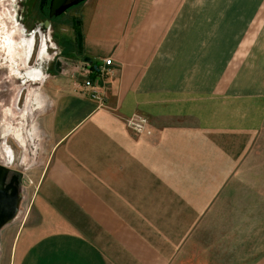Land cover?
<instances>
[{
    "label": "crops",
    "instance_id": "0c3cea01",
    "mask_svg": "<svg viewBox=\"0 0 264 264\" xmlns=\"http://www.w3.org/2000/svg\"><path fill=\"white\" fill-rule=\"evenodd\" d=\"M185 3L85 0L81 50L56 39L67 81L41 116L51 153L0 264H264L235 240L251 248L264 219V0L176 17ZM92 73L101 101L82 86ZM135 115L149 132L128 127ZM34 130L7 132L25 148Z\"/></svg>",
    "mask_w": 264,
    "mask_h": 264
},
{
    "label": "rangeland",
    "instance_id": "374dc122",
    "mask_svg": "<svg viewBox=\"0 0 264 264\" xmlns=\"http://www.w3.org/2000/svg\"><path fill=\"white\" fill-rule=\"evenodd\" d=\"M171 1L186 2L176 15L179 18L221 16L219 6L222 5V0ZM37 4L38 0H0V163H7L3 158L2 150H8L6 145L8 144L14 153L10 168L19 171L22 179L20 186L22 199L18 214L10 225L2 229L4 232L0 234L1 237L8 229H11L12 237L22 225L29 224L30 217L34 215V210H30V201L52 148L43 134L41 116L48 107L53 83L67 81V77L59 74L63 72V57L58 53L61 48L56 39L58 38L62 44L66 43L63 42L64 38L69 36L74 40L77 22L80 26V18L86 8L80 3L55 20L56 23L49 30L39 25L43 16L38 11ZM237 28L235 26V33ZM232 32V27L229 31H225L226 35ZM30 35H33L32 52L28 60L24 61L26 48L24 49L23 38ZM76 73H79L78 68L71 75L72 78L78 79ZM87 76L86 74L84 77ZM38 94L43 96L41 107L34 100L35 95ZM33 125L37 130H34L33 138L29 139L26 136L25 148L21 147L12 136H8L12 134L8 132L5 135L1 134L3 129L14 127L22 130L25 135ZM256 231L255 234L251 232V248L248 245L247 232L240 233V238L235 239L240 241L237 257L243 259L257 257L260 258L259 260L264 258L263 218L257 219ZM230 237L233 238L234 235Z\"/></svg>",
    "mask_w": 264,
    "mask_h": 264
},
{
    "label": "water",
    "instance_id": "95a60500",
    "mask_svg": "<svg viewBox=\"0 0 264 264\" xmlns=\"http://www.w3.org/2000/svg\"><path fill=\"white\" fill-rule=\"evenodd\" d=\"M82 0H52L51 5L55 9L52 14L59 15L67 8L80 3ZM76 35L78 39L79 51L81 50V32L77 22ZM89 60L88 58L85 59ZM13 170L6 164L0 163V230L12 222L19 211V204L22 199L20 186L22 179L19 175L12 173Z\"/></svg>",
    "mask_w": 264,
    "mask_h": 264
},
{
    "label": "built area",
    "instance_id": "2783aa9c",
    "mask_svg": "<svg viewBox=\"0 0 264 264\" xmlns=\"http://www.w3.org/2000/svg\"><path fill=\"white\" fill-rule=\"evenodd\" d=\"M111 64H112L111 58L103 59V64L99 66L97 69V77L106 73L108 67L111 66ZM89 75L86 78H84L82 86L90 90L91 93L90 96L93 99L101 101L102 97L98 87V78L94 80ZM146 122H147L146 119L143 118L142 116L135 115L127 120V125L134 133H145V132H149L146 127Z\"/></svg>",
    "mask_w": 264,
    "mask_h": 264
},
{
    "label": "flooded vegetation",
    "instance_id": "af4514ba",
    "mask_svg": "<svg viewBox=\"0 0 264 264\" xmlns=\"http://www.w3.org/2000/svg\"><path fill=\"white\" fill-rule=\"evenodd\" d=\"M85 0H82L80 3H84ZM52 3V0H38V11L40 12V14L43 16V19L42 21L39 23V25H41V27H43L44 29H51V27L53 26V24H55V20H57L58 18H60V16H62L63 14H65L66 12H68L70 9L78 6L80 3L76 4V5H73L69 8H67L63 13L59 14V15H54L52 14L54 12V8L52 10V7H54V4L53 6L51 5ZM77 20V19H75ZM74 23H76L74 21ZM33 46V44H32ZM25 49V47H24ZM31 52H32V49H31ZM31 52L29 54L28 57H26V55L24 54L23 55V59L24 61H27L28 58L30 57L31 55ZM8 131V128H5L1 131V134H4ZM13 174H16L17 176L19 175V179L21 178V173L19 171H16V170H13L12 172Z\"/></svg>",
    "mask_w": 264,
    "mask_h": 264
},
{
    "label": "bare ground",
    "instance_id": "6f19581e",
    "mask_svg": "<svg viewBox=\"0 0 264 264\" xmlns=\"http://www.w3.org/2000/svg\"><path fill=\"white\" fill-rule=\"evenodd\" d=\"M25 39L23 41L24 43V47L26 48V57L29 56L30 52H31V49H32V43H33V35H30L29 37H26V38H23ZM36 101V100H35ZM18 133V132H17ZM17 136V135H16ZM22 141V140H21Z\"/></svg>",
    "mask_w": 264,
    "mask_h": 264
},
{
    "label": "trees",
    "instance_id": "16d2710c",
    "mask_svg": "<svg viewBox=\"0 0 264 264\" xmlns=\"http://www.w3.org/2000/svg\"><path fill=\"white\" fill-rule=\"evenodd\" d=\"M92 74H93V73H92ZM92 74H90V77H91V78H93V77H94V74H93V75H92Z\"/></svg>",
    "mask_w": 264,
    "mask_h": 264
}]
</instances>
